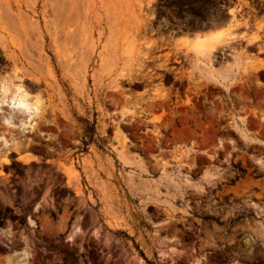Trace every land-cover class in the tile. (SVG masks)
Masks as SVG:
<instances>
[{
  "label": "rangeland",
  "instance_id": "1",
  "mask_svg": "<svg viewBox=\"0 0 264 264\" xmlns=\"http://www.w3.org/2000/svg\"><path fill=\"white\" fill-rule=\"evenodd\" d=\"M0 44V264H264V0H0Z\"/></svg>",
  "mask_w": 264,
  "mask_h": 264
},
{
  "label": "bare ground",
  "instance_id": "2",
  "mask_svg": "<svg viewBox=\"0 0 264 264\" xmlns=\"http://www.w3.org/2000/svg\"><path fill=\"white\" fill-rule=\"evenodd\" d=\"M52 7L54 8V11H53L54 12V22L56 23L57 19H58V11H57L58 7L55 8V2L54 1H52ZM77 17H78V15H77ZM70 22H72V21H70ZM103 24H105V22ZM214 32L207 33V34L205 33L206 34L205 36H203L202 34H200V35L196 34V37L193 40V45L191 46L192 47L191 49L193 51V56L191 58L193 59V61L198 62V63H195V65L198 69H201V67H202L199 64L200 59L205 57L209 61H211L213 59L214 53L219 48L224 47V46H222L223 44L225 46H227L226 44L228 43V45H229L228 40H227V43H226V40H225V42H223L225 38L223 39V37H222L223 34L221 32H219V33H214ZM222 32H224V31H222ZM65 35H66V33H65ZM65 37H67L66 40L68 39L70 42H72L74 40V33L72 31H70V35L68 33V36H65ZM82 38H84V37H82ZM234 54H236V53H234ZM87 55H89V54H87ZM203 63H205V62H203ZM217 69H215L214 67L209 65V67L206 70V75L204 74L205 75L204 78L203 77H201V78L203 80L205 79L207 82H215L221 86L222 85L225 86V84H223V83L226 80H229L230 68L226 66L225 69H222V70H217ZM200 71H202V70H200ZM203 71L205 72V69ZM27 92H29V91H25L24 88H22V86H20V85H15L14 87H8L4 83H0V112L2 110L5 111V113L1 112L2 114H0V118L4 124L9 125L11 127H16V128L21 127L23 125H27L29 127H31L33 125V119H34L39 107H38L37 101L32 99L31 96L29 95L30 93H27ZM4 106H7V107L4 109ZM0 141H2L3 143H6V140L2 134H0ZM121 155H122L124 160H131V159L140 160L139 158L137 159L135 156L130 155V154L125 153V152L122 153Z\"/></svg>",
  "mask_w": 264,
  "mask_h": 264
},
{
  "label": "flooded vegetation",
  "instance_id": "3",
  "mask_svg": "<svg viewBox=\"0 0 264 264\" xmlns=\"http://www.w3.org/2000/svg\"><path fill=\"white\" fill-rule=\"evenodd\" d=\"M161 8H164L163 6Z\"/></svg>",
  "mask_w": 264,
  "mask_h": 264
},
{
  "label": "snow or ice",
  "instance_id": "4",
  "mask_svg": "<svg viewBox=\"0 0 264 264\" xmlns=\"http://www.w3.org/2000/svg\"><path fill=\"white\" fill-rule=\"evenodd\" d=\"M70 239H71V237H70Z\"/></svg>",
  "mask_w": 264,
  "mask_h": 264
}]
</instances>
